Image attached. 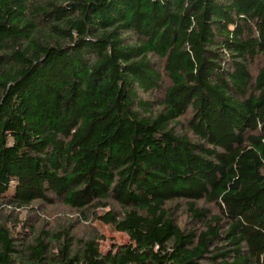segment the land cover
<instances>
[{
  "label": "trees",
  "instance_id": "1",
  "mask_svg": "<svg viewBox=\"0 0 264 264\" xmlns=\"http://www.w3.org/2000/svg\"><path fill=\"white\" fill-rule=\"evenodd\" d=\"M0 264H264V0H0Z\"/></svg>",
  "mask_w": 264,
  "mask_h": 264
},
{
  "label": "rangeland",
  "instance_id": "2",
  "mask_svg": "<svg viewBox=\"0 0 264 264\" xmlns=\"http://www.w3.org/2000/svg\"><path fill=\"white\" fill-rule=\"evenodd\" d=\"M48 211H63L61 208L56 207L49 209ZM101 214H104L101 219H98L96 223H94V227L100 230L106 237V240L101 242V250L103 253L111 250L114 244L124 245L129 242L128 236L118 229L112 226V220L114 216V212L110 209H106L101 211ZM26 216L24 212L22 214V218Z\"/></svg>",
  "mask_w": 264,
  "mask_h": 264
}]
</instances>
